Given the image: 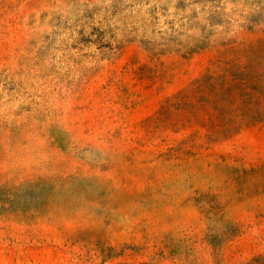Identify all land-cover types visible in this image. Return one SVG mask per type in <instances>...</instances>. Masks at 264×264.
Instances as JSON below:
<instances>
[{
    "label": "rangeland",
    "instance_id": "obj_1",
    "mask_svg": "<svg viewBox=\"0 0 264 264\" xmlns=\"http://www.w3.org/2000/svg\"><path fill=\"white\" fill-rule=\"evenodd\" d=\"M0 264H264V0H0Z\"/></svg>",
    "mask_w": 264,
    "mask_h": 264
}]
</instances>
